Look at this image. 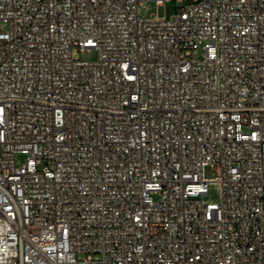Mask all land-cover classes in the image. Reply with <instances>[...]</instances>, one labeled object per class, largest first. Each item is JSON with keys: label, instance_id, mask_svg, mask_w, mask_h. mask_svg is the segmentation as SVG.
<instances>
[{"label": "built area", "instance_id": "2783aa9c", "mask_svg": "<svg viewBox=\"0 0 264 264\" xmlns=\"http://www.w3.org/2000/svg\"><path fill=\"white\" fill-rule=\"evenodd\" d=\"M145 1L0 0V264H264V0Z\"/></svg>", "mask_w": 264, "mask_h": 264}, {"label": "rangeland", "instance_id": "374dc122", "mask_svg": "<svg viewBox=\"0 0 264 264\" xmlns=\"http://www.w3.org/2000/svg\"><path fill=\"white\" fill-rule=\"evenodd\" d=\"M187 0H183V2L178 3L175 0H169L162 2L161 5H157L155 1H145L138 8V15L142 18H148L150 14L158 15L160 17H164L165 19H170L173 15L177 13L178 8L182 7ZM73 55L82 61L92 62L97 59V53L93 49H89L84 51V53L79 54L77 52H73ZM25 156L20 154L16 155L15 161L17 165L23 164ZM212 171L210 169L205 170V175L207 178L212 177ZM154 199L157 198L156 195H153ZM204 201L206 203L218 204L220 202V192L219 185L210 184L208 186V191L204 196Z\"/></svg>", "mask_w": 264, "mask_h": 264}]
</instances>
